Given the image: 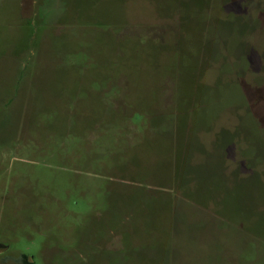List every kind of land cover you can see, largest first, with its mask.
Listing matches in <instances>:
<instances>
[{
  "label": "rangeland",
  "instance_id": "1",
  "mask_svg": "<svg viewBox=\"0 0 264 264\" xmlns=\"http://www.w3.org/2000/svg\"><path fill=\"white\" fill-rule=\"evenodd\" d=\"M264 264V0H0V264Z\"/></svg>",
  "mask_w": 264,
  "mask_h": 264
},
{
  "label": "trees",
  "instance_id": "2",
  "mask_svg": "<svg viewBox=\"0 0 264 264\" xmlns=\"http://www.w3.org/2000/svg\"><path fill=\"white\" fill-rule=\"evenodd\" d=\"M22 262H23L24 264H30V263H28V262L26 261L25 257L22 258Z\"/></svg>",
  "mask_w": 264,
  "mask_h": 264
}]
</instances>
